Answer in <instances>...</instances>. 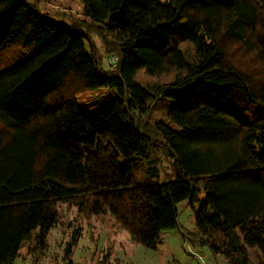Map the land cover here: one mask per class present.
<instances>
[{"label":"trees","instance_id":"trees-1","mask_svg":"<svg viewBox=\"0 0 264 264\" xmlns=\"http://www.w3.org/2000/svg\"><path fill=\"white\" fill-rule=\"evenodd\" d=\"M82 12L62 24L0 0V56L32 49L0 65V264L34 232L45 245L59 204L108 213L155 248L195 200L200 244L264 264V0H82ZM141 68L155 80L141 84ZM97 88L118 98L83 113L73 97ZM156 108L166 118L148 119Z\"/></svg>","mask_w":264,"mask_h":264},{"label":"rangeland","instance_id":"rangeland-1","mask_svg":"<svg viewBox=\"0 0 264 264\" xmlns=\"http://www.w3.org/2000/svg\"><path fill=\"white\" fill-rule=\"evenodd\" d=\"M38 11L47 14L51 19L62 24L88 21L82 12V0H29ZM92 42L102 53L99 37L92 33ZM30 44L13 43L1 51L0 65L4 62L14 63L27 51ZM103 66L107 67V57L102 54ZM137 80L143 84L153 81L143 69H139ZM117 93L109 88H97L77 94L73 97L78 108L85 114H93L102 108L108 100L117 99ZM160 99V97H158ZM166 118L160 109L150 112L148 119ZM170 162L161 158L159 165V182L164 181V173L171 172ZM204 196L203 191L197 198ZM198 200L193 203L181 201L177 204V225L163 230L155 248L147 247L131 239L124 229L108 213L87 214L78 211L77 207L59 204L60 219L45 237V245L36 241V233L31 240H24L16 256L15 264H199L189 250L201 252L211 264H228L219 254L213 255L206 245L200 244L196 235L194 209ZM186 238V240H185Z\"/></svg>","mask_w":264,"mask_h":264},{"label":"built area","instance_id":"built-area-1","mask_svg":"<svg viewBox=\"0 0 264 264\" xmlns=\"http://www.w3.org/2000/svg\"><path fill=\"white\" fill-rule=\"evenodd\" d=\"M117 58L115 55H109L107 57V67L110 69H114L116 66ZM193 255L197 258L199 264H211L210 260H208L204 254L196 251H191Z\"/></svg>","mask_w":264,"mask_h":264},{"label":"crops","instance_id":"crops-1","mask_svg":"<svg viewBox=\"0 0 264 264\" xmlns=\"http://www.w3.org/2000/svg\"><path fill=\"white\" fill-rule=\"evenodd\" d=\"M185 240H186V238H185ZM208 248V247H207ZM189 250L190 251H196V250H194V249H192V248H189ZM196 252H199V251H196ZM201 253V252H200ZM225 260V259H224Z\"/></svg>","mask_w":264,"mask_h":264}]
</instances>
